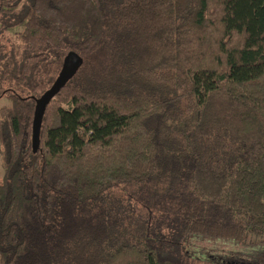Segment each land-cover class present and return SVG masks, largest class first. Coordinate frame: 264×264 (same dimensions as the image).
I'll return each instance as SVG.
<instances>
[{"label": "trees", "instance_id": "obj_1", "mask_svg": "<svg viewBox=\"0 0 264 264\" xmlns=\"http://www.w3.org/2000/svg\"><path fill=\"white\" fill-rule=\"evenodd\" d=\"M0 32V264H264V0H0Z\"/></svg>", "mask_w": 264, "mask_h": 264}, {"label": "water", "instance_id": "obj_2", "mask_svg": "<svg viewBox=\"0 0 264 264\" xmlns=\"http://www.w3.org/2000/svg\"><path fill=\"white\" fill-rule=\"evenodd\" d=\"M82 64L83 59L80 56L74 54L68 55L53 84L41 96L36 98L32 126V145L34 151H37L40 147L41 127L48 104L75 76Z\"/></svg>", "mask_w": 264, "mask_h": 264}, {"label": "rangeland", "instance_id": "obj_3", "mask_svg": "<svg viewBox=\"0 0 264 264\" xmlns=\"http://www.w3.org/2000/svg\"><path fill=\"white\" fill-rule=\"evenodd\" d=\"M0 46L3 48L4 54L12 53L13 51H22V43L19 39H17L16 35L11 32H0ZM10 103V100L2 95H0V108L4 105H7ZM3 179V166H2V160L0 156V183ZM214 245L218 250L227 252V250H231L232 248L235 249V247L230 245H223L222 243H212L208 244V247H212ZM199 246H202V244H199ZM217 250V251H218ZM233 264H241L239 261L232 262Z\"/></svg>", "mask_w": 264, "mask_h": 264}]
</instances>
